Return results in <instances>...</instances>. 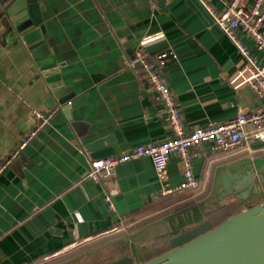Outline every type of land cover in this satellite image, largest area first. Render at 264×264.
Listing matches in <instances>:
<instances>
[{
	"label": "crops",
	"instance_id": "1",
	"mask_svg": "<svg viewBox=\"0 0 264 264\" xmlns=\"http://www.w3.org/2000/svg\"><path fill=\"white\" fill-rule=\"evenodd\" d=\"M37 4L62 81L47 82L25 45L7 33L0 14V163L35 130L36 110L60 109L0 172V264H38L78 241L108 232L122 220L156 216L144 229L140 245L134 246V264H139L191 242L254 205L249 199L254 189L245 187L249 192L239 211L215 210L231 200L230 194L222 195L226 174L235 176L250 166L257 171L258 159L264 162V157L248 150L224 154L192 149L198 152L193 163L195 175L203 181L200 192L155 197L162 184L147 156L120 164L114 176L102 181L88 176L89 156H99L85 145L95 137L119 131L126 146L115 154L172 134L154 90L128 67L138 46L153 58L174 52L159 68L176 94L186 130L224 122L257 105L256 96L253 103L243 104L240 89L232 82L244 67L237 47L195 0H37ZM239 35L263 63L264 51L245 34ZM74 83L86 98L70 108L69 118L64 109L69 105L55 99L54 106L51 89ZM168 163L170 181L179 183L182 160L173 155Z\"/></svg>",
	"mask_w": 264,
	"mask_h": 264
},
{
	"label": "built area",
	"instance_id": "2",
	"mask_svg": "<svg viewBox=\"0 0 264 264\" xmlns=\"http://www.w3.org/2000/svg\"><path fill=\"white\" fill-rule=\"evenodd\" d=\"M197 1L203 10L207 11L213 25L226 34L237 47L243 58L244 67L232 82L238 89L245 84L251 85L257 105L240 111L224 122H209L206 126L186 130L176 94L167 84L159 68L160 65L166 64L169 56H175L174 52L160 53L153 58L143 46H138L134 56L128 61V67L140 74L149 88L154 90L161 110L167 115L172 134L168 139L139 145L113 155L96 158L89 156L91 170L88 176L93 180L102 181L110 178L116 174L120 164L147 156L153 161L158 179L162 184L160 193L155 197L168 196L185 190L200 192L203 181L195 175L193 163L198 152H192V149L209 148L213 152L224 154L241 153L245 150L264 152V62L257 59L239 35L245 34L254 41L259 51H264V0ZM70 104L71 102L68 103ZM59 109L56 106L49 111L36 110L33 113L36 121L35 130L22 139L11 157L0 163V172ZM256 143L261 146L255 148ZM173 155L178 156L184 164L183 179L179 183L171 182L169 179L168 162ZM106 200L110 201V195L106 196Z\"/></svg>",
	"mask_w": 264,
	"mask_h": 264
},
{
	"label": "water",
	"instance_id": "3",
	"mask_svg": "<svg viewBox=\"0 0 264 264\" xmlns=\"http://www.w3.org/2000/svg\"><path fill=\"white\" fill-rule=\"evenodd\" d=\"M195 3L213 24L207 11L203 10L197 0ZM0 14L3 15L7 33L25 45L47 82L62 81L59 66L46 43L47 34L39 14L37 0H5L1 2ZM51 90L54 106L55 99L63 106L71 102L64 108L69 118L70 108L86 98V94H83L77 83L68 86L58 85ZM239 93L243 104H251L255 101V93L251 85L245 84ZM85 146L89 152L102 157L113 154L126 145L120 132L115 130L113 134L95 137ZM259 172H264V165L257 171L254 166H250L245 173L235 176L226 174L223 177L225 188L222 195L240 192L239 197L247 198L249 188L244 189L245 187H252L256 191L260 188V185L254 182ZM231 180L238 183L234 185ZM139 264H264V202L229 216L222 224L194 238L191 242L174 247Z\"/></svg>",
	"mask_w": 264,
	"mask_h": 264
},
{
	"label": "rangeland",
	"instance_id": "4",
	"mask_svg": "<svg viewBox=\"0 0 264 264\" xmlns=\"http://www.w3.org/2000/svg\"><path fill=\"white\" fill-rule=\"evenodd\" d=\"M256 146L261 145L258 144ZM243 152L247 151L245 150L241 153ZM253 154L254 156H259V158L264 157V152H254ZM258 161L259 170L264 165V162L259 159ZM253 162L255 163L256 161L253 160ZM255 179L258 181L257 184L260 182L263 187L259 183L260 188L250 194L252 197H249V199H252V204L254 205L264 202V172H259ZM230 195V199L235 201L236 211L245 206V199L239 197L240 192ZM155 217L128 223L122 220L121 223L108 232H103L90 240L78 241L77 244L59 253V255L40 260L38 264H66L81 256H84L85 260H87L86 257L88 256H93L95 259L100 258L101 262L97 264H134L136 260L134 259L136 254H132L134 246L140 245V242H142L140 238L143 236L144 229L150 227Z\"/></svg>",
	"mask_w": 264,
	"mask_h": 264
},
{
	"label": "trees",
	"instance_id": "5",
	"mask_svg": "<svg viewBox=\"0 0 264 264\" xmlns=\"http://www.w3.org/2000/svg\"><path fill=\"white\" fill-rule=\"evenodd\" d=\"M234 202L235 201L231 199L228 202H225L224 205L218 206L215 210L216 211L219 210V212H222L223 214L224 213H230L231 214L234 210L237 209L236 206L234 205ZM84 258H85L84 256H81V257H78V259L74 260L73 262H68L66 264H97V263L101 262L100 258L95 259V258H93V256L86 257L87 260H85ZM90 258H93V259L88 260ZM140 261L142 262L145 260L141 259Z\"/></svg>",
	"mask_w": 264,
	"mask_h": 264
}]
</instances>
